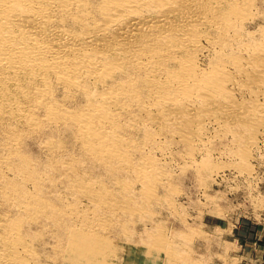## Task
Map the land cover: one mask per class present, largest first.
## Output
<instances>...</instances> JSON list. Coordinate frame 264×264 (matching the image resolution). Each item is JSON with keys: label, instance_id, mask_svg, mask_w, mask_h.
I'll return each instance as SVG.
<instances>
[{"label": "bare ground", "instance_id": "obj_1", "mask_svg": "<svg viewBox=\"0 0 264 264\" xmlns=\"http://www.w3.org/2000/svg\"><path fill=\"white\" fill-rule=\"evenodd\" d=\"M262 4L0 0V264H56L87 246L99 254L98 222L124 208L108 199L132 198L136 182L141 198L157 197L149 159L132 157L137 135L187 153L208 125L264 127V105L235 95L253 85L264 95V29H253ZM62 137L103 172H84ZM31 142L44 161L25 151ZM81 199L98 218L77 223ZM43 236L54 240L47 255Z\"/></svg>", "mask_w": 264, "mask_h": 264}, {"label": "rangeland", "instance_id": "obj_2", "mask_svg": "<svg viewBox=\"0 0 264 264\" xmlns=\"http://www.w3.org/2000/svg\"><path fill=\"white\" fill-rule=\"evenodd\" d=\"M259 9L264 12V4ZM262 16L256 18L254 30L261 26L264 29ZM253 87L254 93L250 92L251 88L244 91V94L241 89H238L240 92L236 90L237 99L244 102L249 99L250 102L247 103V100L246 103L253 105V108L256 102L257 106L258 103L264 105V95L258 92L256 86ZM259 127L258 130H252L257 133L255 134L252 131L247 132L246 129L226 131L216 124L208 125L205 128L206 134L195 145V154L192 151L186 153V148L182 145L170 143L163 138L159 140V149L154 144L143 142L141 134L137 135L134 145L139 147L136 149L139 151L132 157L148 158L150 166L146 169L150 176L160 179L158 183L162 180L166 182L165 184L162 181L161 186H158L155 181L158 198H141V185H136L137 182L133 184L136 194L133 193L134 198H128L129 201L126 198H107L110 202L121 200L124 208L118 209L119 215L111 219L107 216L98 222V225L104 227L101 229L104 233L101 234L107 236V240H104L105 250L101 249L95 255L89 246L84 245L88 248L82 250L91 251L84 250L86 254L78 249L79 254L69 255L68 258L66 256L65 259L64 254L60 253L56 264H102L103 261V264H260L256 255L260 254V245L264 243V127ZM69 138L62 137V141H65L66 147L72 149L74 146ZM25 148L32 157L45 160L35 142L28 143ZM71 149L67 152L79 160L80 168L84 172L91 174L89 168H93L95 174L103 172L98 166L97 168L94 164L86 163L75 148ZM139 171L137 174L141 176L142 172ZM57 187L64 189L62 183ZM81 200V204H77L76 222L80 224L82 219L88 221L98 218L97 214L92 215L98 211V205ZM92 216L94 217L91 218ZM44 237L45 245H41L40 250L47 255L50 254L54 240ZM254 248H258V251H253ZM87 258L94 261L88 262Z\"/></svg>", "mask_w": 264, "mask_h": 264}, {"label": "crops", "instance_id": "obj_3", "mask_svg": "<svg viewBox=\"0 0 264 264\" xmlns=\"http://www.w3.org/2000/svg\"><path fill=\"white\" fill-rule=\"evenodd\" d=\"M260 247H261V250L259 251L260 252V254L258 255H256V258H257V261L260 263V264H264V243H263V245H260ZM253 251H255V252H257L258 251V248H254V250ZM258 252V253H259Z\"/></svg>", "mask_w": 264, "mask_h": 264}]
</instances>
